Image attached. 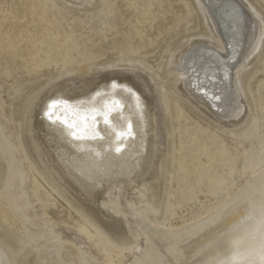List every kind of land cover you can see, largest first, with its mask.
Masks as SVG:
<instances>
[{
  "label": "rangeland",
  "instance_id": "374dc122",
  "mask_svg": "<svg viewBox=\"0 0 264 264\" xmlns=\"http://www.w3.org/2000/svg\"><path fill=\"white\" fill-rule=\"evenodd\" d=\"M199 30L193 0H97L89 8L0 0V150L7 166L0 207L20 256L39 247L38 264H193L206 250L189 251L210 229L264 195V54L246 72L252 118L237 130H224L160 82L169 123L165 199L156 214L136 207L142 223L127 225L129 247L70 205L23 155L18 103L31 87L82 65L128 62L160 78L168 49Z\"/></svg>",
  "mask_w": 264,
  "mask_h": 264
},
{
  "label": "bare ground",
  "instance_id": "6f19581e",
  "mask_svg": "<svg viewBox=\"0 0 264 264\" xmlns=\"http://www.w3.org/2000/svg\"><path fill=\"white\" fill-rule=\"evenodd\" d=\"M59 1L71 8H89L97 0ZM193 3L200 30L183 35L168 49L160 78L128 62L82 65L31 87L18 103L19 137L28 163L70 205L122 247L131 246L133 239L127 225L142 223L136 207L142 204L146 212L156 214L165 199L169 123L159 93L161 81L224 130H237L252 118L244 79L249 67L264 54L260 0ZM127 88H132L140 100L130 96ZM216 95L222 99L217 101ZM59 98L70 103L57 108L53 119L75 123L78 134L90 137L92 119L97 116L96 126L104 140H73L59 123L50 124L44 112L50 101ZM109 113L113 114L112 128L103 123L102 116ZM129 121L135 138L118 140L114 132L126 129ZM116 147H122V151L117 153ZM6 173L0 150V184ZM262 209L264 195L257 197L254 207L235 211L210 229L189 251L197 255L202 248L206 250L193 264H219L236 250L234 241H239L241 252L255 244L258 234L254 229ZM3 213L0 207V264H38L39 247L29 248L21 256L17 253L19 242L3 221Z\"/></svg>",
  "mask_w": 264,
  "mask_h": 264
},
{
  "label": "snow or ice",
  "instance_id": "6c2138e0",
  "mask_svg": "<svg viewBox=\"0 0 264 264\" xmlns=\"http://www.w3.org/2000/svg\"><path fill=\"white\" fill-rule=\"evenodd\" d=\"M225 78H227V76H225ZM113 87H116L115 82L113 83ZM126 91L130 96H134L137 101L140 100V97L134 92L132 88H127ZM215 99L217 101H220L222 97L220 95H216ZM69 103L70 101L64 100L63 98L50 101L47 105L46 111L44 112V117L49 121L50 124L54 126L59 123L62 126V130H65L66 134L69 135L73 140L83 141L85 139H88L92 141H103L104 136L101 134L98 126H96L97 116H93V134L90 137H85L83 135L78 134L77 125L75 123L69 124L66 120L58 121L56 119H53L55 115V110L59 108L62 104L67 105ZM137 107L142 110V105H140L139 103L137 104ZM112 117V113L102 116L103 123L108 128L113 127ZM114 135L117 137L118 140L123 138L134 139L136 133L134 132L133 124L131 123V121H129L127 123L126 129H124L123 131H115ZM115 151L117 153L121 152L122 147H116ZM97 155H99V153H97ZM248 219L252 220L253 217L249 216ZM254 232L258 234V240L255 244L249 247L246 251L241 252L239 250V241H234L233 245L236 250L230 257H228L222 262H219V264H264V209L261 210L260 218L258 221H256V227L254 229Z\"/></svg>",
  "mask_w": 264,
  "mask_h": 264
}]
</instances>
